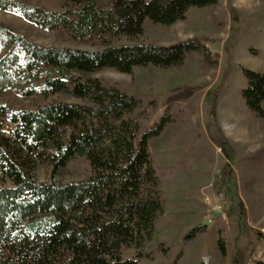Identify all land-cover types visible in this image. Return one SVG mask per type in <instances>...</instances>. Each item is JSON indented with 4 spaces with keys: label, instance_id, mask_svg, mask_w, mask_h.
Listing matches in <instances>:
<instances>
[{
    "label": "trees",
    "instance_id": "trees-1",
    "mask_svg": "<svg viewBox=\"0 0 264 264\" xmlns=\"http://www.w3.org/2000/svg\"><path fill=\"white\" fill-rule=\"evenodd\" d=\"M54 1L57 9L0 0V10L77 45L47 46L0 21V181L12 182L0 188V264H142L153 258L150 246L168 262L170 246L157 238L158 221L167 213L165 177L155 167L150 141L180 124L174 146L206 144L202 125L193 121L196 106L179 105L186 95L179 90L150 94L145 103L126 86L93 74L105 68L132 73L149 65L183 70L192 54L203 73L217 69L218 54L200 38L119 42L141 37L148 19L172 25L191 9L219 0ZM242 71L247 87L241 93L264 126V73ZM15 96L31 98L34 105L18 106ZM163 101L164 112L151 124ZM4 118L14 125L12 136L5 133ZM263 152L247 160L259 162ZM34 160L86 177L38 182L30 173ZM199 228L183 242L197 237ZM259 233L257 239L264 240ZM130 250L134 254L126 256Z\"/></svg>",
    "mask_w": 264,
    "mask_h": 264
},
{
    "label": "rangeland",
    "instance_id": "rangeland-1",
    "mask_svg": "<svg viewBox=\"0 0 264 264\" xmlns=\"http://www.w3.org/2000/svg\"><path fill=\"white\" fill-rule=\"evenodd\" d=\"M57 9L54 0H29ZM0 21L12 23L33 41L59 47H76L58 39L52 31L36 27L22 17L0 10ZM200 38L213 53L218 54L217 69L203 73L198 56H189L183 70L153 65L135 67L132 73L105 68L93 74L103 81L119 83L143 97L167 90L185 92L179 105L196 106L193 121L202 125L204 140L191 146H174L172 137L180 124H171L164 134L150 141L155 167L165 177L164 193L167 213L158 221V240H165L171 253L168 262L155 246L152 259L142 264H264V152L260 161L247 156L264 148V126L247 106L241 89L247 87L242 67L264 73V0H219L216 5L193 8L189 17L172 25L146 21L145 33L136 39L123 38L119 43L173 44ZM89 50L102 49L89 44ZM182 94V93H181ZM18 106H32L31 98L14 97ZM70 101H79L71 98ZM166 101L154 115L153 124L166 108ZM195 123H192L194 126ZM5 133L13 135L14 125L4 118ZM205 147V148H202ZM32 177L38 182L67 183L84 179L77 169L59 168L42 160L32 161ZM12 186L9 179L1 187ZM222 214L214 218L213 210ZM212 218L210 226L203 221ZM199 228L197 237H184ZM221 232L225 236L221 238ZM222 246L225 250L222 251ZM134 254L127 251L126 256Z\"/></svg>",
    "mask_w": 264,
    "mask_h": 264
},
{
    "label": "water",
    "instance_id": "water-1",
    "mask_svg": "<svg viewBox=\"0 0 264 264\" xmlns=\"http://www.w3.org/2000/svg\"><path fill=\"white\" fill-rule=\"evenodd\" d=\"M213 214H214V218H218L219 216H221L222 212L220 209H215V210H213ZM213 221L214 220L212 218H206L203 221V225L204 226H210L213 223Z\"/></svg>",
    "mask_w": 264,
    "mask_h": 264
}]
</instances>
